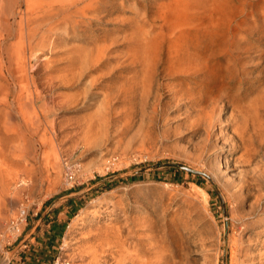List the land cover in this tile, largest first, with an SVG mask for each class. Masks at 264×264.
<instances>
[{"label":"rangeland","instance_id":"374dc122","mask_svg":"<svg viewBox=\"0 0 264 264\" xmlns=\"http://www.w3.org/2000/svg\"><path fill=\"white\" fill-rule=\"evenodd\" d=\"M263 144L264 0H0V264H262Z\"/></svg>","mask_w":264,"mask_h":264},{"label":"bare ground","instance_id":"6f19581e","mask_svg":"<svg viewBox=\"0 0 264 264\" xmlns=\"http://www.w3.org/2000/svg\"><path fill=\"white\" fill-rule=\"evenodd\" d=\"M19 69V68H18ZM18 72V71H17ZM32 99V98H31ZM21 103V102H20ZM26 116V115H25ZM212 121V120H211ZM31 124V123H30ZM258 126V125H257ZM255 127V126H254ZM36 130V129H35ZM257 132V131H256ZM253 133V132H252ZM261 135V134H260ZM257 139V138H256ZM255 139V140H256ZM254 140V141H255ZM263 143V142H262ZM254 144V143H253ZM234 145V144H233ZM264 145V144H263ZM261 146V145H260ZM256 149V148H255ZM259 151V150H258ZM261 151V150H260ZM256 152V151H255ZM259 153V152H258ZM261 155V154H260ZM250 159V158H249ZM256 159V158H255ZM250 162H251V160H249ZM263 161H261V163H262ZM252 163V162H251ZM258 166H259V164H258ZM261 167V166H260ZM258 169V176L256 175L255 176V178H256V182L257 183H262V181L264 180V168H257ZM255 170V169H254ZM257 174V173H256ZM245 175V174H244ZM244 178V177H243ZM249 180V179H248ZM248 180H246V181H248ZM253 180V179H252ZM251 180V181H252ZM250 181V180H249ZM253 182V181H252ZM250 184V183H249ZM259 185V184H258ZM247 186V185H246ZM259 187H260V185H259ZM258 187V188H259ZM262 188H263V186H262ZM261 189V188H260ZM241 190H242V188H241ZM257 190H259V189H257ZM256 195H258V193L256 194ZM256 198V197H255ZM257 205H260L261 206V204H263V200H264V196H263V194H259L258 196H257ZM256 207H258V206H256ZM264 216V215H263ZM264 220V219H263ZM262 220V221H263ZM260 223V222H259ZM260 225V224H259ZM262 232V231H261ZM239 234V233H238ZM260 235V234H259ZM256 238V237H255ZM240 240V239H239ZM258 240V239H257ZM238 241V240H237ZM256 242V241H255ZM259 243H260V241H259ZM235 244V243H234ZM237 244V243H236ZM243 244V243H242ZM240 245V244H239ZM235 246V245H234ZM241 246V245H240ZM258 246H260V245H258ZM257 246V247H258ZM239 247V246H238ZM232 248H233V246H232ZM236 248V247H235ZM247 248V247H246ZM249 248V247H248ZM147 249V248H146ZM253 249V248H252ZM255 249V248H254ZM246 250V249H245ZM149 251V250H148ZM247 251V250H246ZM253 251V250H252ZM249 252H251V251H249ZM241 253V252H240ZM255 253H256V251H255ZM235 254V253H234ZM251 254H253V253H251ZM245 255V254H244ZM258 256H262L263 258H264V251H262V252H258V254H257ZM122 256H124V255H121V258H122ZM147 256H150V254L149 255H147ZM248 256H249V253H248ZM120 258V257H119ZM131 258H132V256H131ZM137 258H138V256H137ZM139 258H140V256H139ZM145 258H146V256H145ZM125 258H123V260H124ZM141 259V258H140ZM143 259V258H142ZM148 259V258H147ZM149 259H151V258H149ZM254 259V258H253ZM252 259V260H253ZM260 259V258H259ZM133 260V259H132ZM131 260V261H132ZM139 260V259H138ZM121 261V260H120ZM142 261V260H141ZM150 261V260H149ZM119 262V261H118ZM123 262H125V261H123ZM122 262V263H123ZM121 263V264H122ZM136 263V262H135ZM142 263V262H141ZM152 263V262H151ZM125 264V263H124ZM139 264V263H138ZM146 264H149V263H146ZM256 264V263H255ZM258 264V263H257ZM262 264H264V262L262 263Z\"/></svg>","mask_w":264,"mask_h":264},{"label":"crops","instance_id":"0c3cea01","mask_svg":"<svg viewBox=\"0 0 264 264\" xmlns=\"http://www.w3.org/2000/svg\"><path fill=\"white\" fill-rule=\"evenodd\" d=\"M47 235L48 236H46L47 238H48V240L47 241H44L43 243L44 244H46V246H44V247H41V248H49L50 246H51V244H53L54 243V240H55V237L58 235V233H59V230H58V226H56V225H51V227H50V229H48L47 230ZM37 243L38 244H41V242H38L37 241ZM31 246H32V244H31ZM32 248L33 249H37V248H35V247H33L32 246ZM51 248H54V245L53 246H51ZM30 250V249H29ZM42 256H44V255H42Z\"/></svg>","mask_w":264,"mask_h":264},{"label":"built area","instance_id":"2783aa9c","mask_svg":"<svg viewBox=\"0 0 264 264\" xmlns=\"http://www.w3.org/2000/svg\"><path fill=\"white\" fill-rule=\"evenodd\" d=\"M21 220L23 221V215L17 217L16 219H13L12 220V228L13 229H17L19 224H20V222H21Z\"/></svg>","mask_w":264,"mask_h":264}]
</instances>
